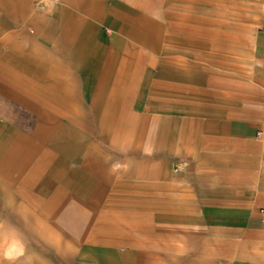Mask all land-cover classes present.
Here are the masks:
<instances>
[{"label": "crops", "instance_id": "crops-1", "mask_svg": "<svg viewBox=\"0 0 264 264\" xmlns=\"http://www.w3.org/2000/svg\"><path fill=\"white\" fill-rule=\"evenodd\" d=\"M167 1L0 0V264H264V14L225 93Z\"/></svg>", "mask_w": 264, "mask_h": 264}, {"label": "rangeland", "instance_id": "rangeland-1", "mask_svg": "<svg viewBox=\"0 0 264 264\" xmlns=\"http://www.w3.org/2000/svg\"><path fill=\"white\" fill-rule=\"evenodd\" d=\"M166 4L167 16H174L189 28L186 47L211 51L205 60L201 55L190 56L210 68L206 75L219 70L223 82L235 77L238 90L252 80L255 35L264 14V0H169ZM165 30L170 32L171 26ZM222 88L229 92V82Z\"/></svg>", "mask_w": 264, "mask_h": 264}]
</instances>
